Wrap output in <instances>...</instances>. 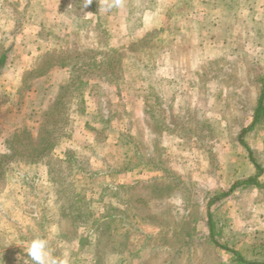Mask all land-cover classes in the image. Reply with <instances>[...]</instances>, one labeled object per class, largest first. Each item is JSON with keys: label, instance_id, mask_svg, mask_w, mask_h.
<instances>
[{"label": "rangeland", "instance_id": "rangeland-1", "mask_svg": "<svg viewBox=\"0 0 264 264\" xmlns=\"http://www.w3.org/2000/svg\"><path fill=\"white\" fill-rule=\"evenodd\" d=\"M100 2L67 5L65 19L39 38L42 67L20 90L0 92V264L35 237L56 257L69 250L71 264H236L213 241L208 210L219 244L264 264V187L241 184L208 205L257 174L252 159L264 183V117L242 137L253 155L240 141L262 89L264 45L252 56L212 61L207 45L199 73L178 61L181 33L156 30L109 46L108 13L89 26L83 18L84 4ZM3 6L19 12L12 0ZM73 22L85 44L71 42ZM210 30L209 21L194 25L197 38ZM164 54L175 59L169 66ZM45 127L51 131L42 135ZM26 130L32 144L23 147L15 138ZM7 140L20 152L28 146L27 154L8 159Z\"/></svg>", "mask_w": 264, "mask_h": 264}, {"label": "crops", "instance_id": "crops-1", "mask_svg": "<svg viewBox=\"0 0 264 264\" xmlns=\"http://www.w3.org/2000/svg\"><path fill=\"white\" fill-rule=\"evenodd\" d=\"M6 1L0 0V92L10 93L20 90L28 76L38 69V61L44 55L40 50L42 44H39V38L46 30H55L56 25L65 19L67 5L74 3L80 7L81 0H12L19 12H8L7 6H3ZM149 1L151 0H122L123 6L111 11L104 9L106 0H101L96 9L86 3L83 6L89 8L82 9L83 18L89 26L92 17L97 21L103 18L104 13H108V20L103 29L110 37L109 46L132 43L156 30L164 33L163 37L168 33L174 36L181 33L182 37L180 35L174 41L175 46H184L178 61L182 62V65L186 62L185 67L190 70H196L198 66L199 73L202 70L201 63L208 59L207 45H210V61L228 57L234 59L235 53L246 54V51L252 56L260 52L261 46L264 45V0H154L153 6H148ZM88 2L90 3V0ZM135 10L140 12L139 18L134 16ZM177 12L181 13L180 16L174 15ZM83 18L78 11L76 20L80 22ZM203 21L210 22V33L208 31L197 38L194 35V25ZM174 24L177 25V33L173 31ZM75 26L76 23L73 22L71 28L74 29L75 35L72 36L71 42L75 43L83 38L82 43L85 44L87 36L82 33L79 35ZM8 29L13 34L11 39L6 38ZM96 43L99 45V42ZM194 44L201 47L191 50L190 47ZM101 45H104L103 42ZM220 48L224 50V54H219ZM22 50L25 54L21 53ZM162 58L167 59L166 62L170 61L166 66L175 60L169 59L167 54L162 55ZM239 73V70L232 72L234 76ZM225 89L228 92L232 89L234 93L245 91L241 85H224L222 90ZM226 98L228 99V96ZM62 242H65L64 238ZM21 243L19 241L18 245L13 246L18 248V254L16 260L10 259L8 264H25V260L27 264H33L25 245ZM69 245H66V248L70 249ZM67 252L70 260L71 252Z\"/></svg>", "mask_w": 264, "mask_h": 264}, {"label": "trees", "instance_id": "trees-1", "mask_svg": "<svg viewBox=\"0 0 264 264\" xmlns=\"http://www.w3.org/2000/svg\"><path fill=\"white\" fill-rule=\"evenodd\" d=\"M62 58V57H61ZM1 64H2V62H1ZM0 64V65H1ZM42 65H43V63L41 62L40 64H39V66H38V68H40V67H42ZM259 80H260V83H261V87H262V89H261V92H260V95H259V98H258V101H257V104H256V107L254 108V110H253V116H252V120H251V122L246 126V127H243L242 129H241V133H240V141H241V143H243L245 146H247V144L245 143V141L242 139V137L247 133V131L248 130H251L258 122H260L261 120H262V118L264 117V75L263 76H261L260 78H259ZM60 107H63V105L61 104V106H60V104H59V100H58V102L56 103V106H55V108H54V114L56 113V114H58V116H59V114H60ZM57 122H55L54 120H52L51 122H49V125H53V126H55V124H56ZM48 125V126H49ZM49 128V127H48ZM48 128L46 129V127L44 128V129H42V135L44 134V133H48V132H50L51 130H48ZM31 134L29 133V132H27V130H26V132L24 131V133H23V136L21 137V136H18L17 135V137L15 138L16 140H18V141H20L21 143H22V145L24 144V141H27V143L29 144V145H31L32 144V142H31ZM23 147H24V145H23ZM28 147V146H27ZM27 147L26 148H24V150L23 151H19V149L17 148V146H15V144H14V142L13 141H10V140H7L6 141V148L7 149H9L8 151V153H10V155H9V157H8V159L9 158H11V157H13L14 155H18L19 153L20 154H24V155H26L27 154ZM248 147V146H247ZM14 148V151L12 152L11 151V149H13ZM248 149V151H249V153H250V156L251 155H253V153H252V151L249 149V147L247 148ZM26 151V152H25ZM5 158H7V157H5ZM253 158V157H252ZM252 160H254V163H255V165H256V167H257V169H258V172H257V174H255V175H252V176H250V177H248V178H246V179H244V180H241V181H238V182H236L228 191H221V192H219V193H216L210 200H209V202H208V205H209V207H210V205H212V204H214V203H216V202H218V201H220V199L221 198H223V197H227L228 195H230V193H231V191H233L236 187H238L239 185H241V184H253V185H257V186H259V187H264V183H261L260 182V180H259V175L261 174V172L263 171V168L261 167V165H259V163L258 162H256L255 161V159H252ZM5 160H1V163H0V167L2 166V164H3V162H4ZM208 217H209V219H208V224L210 225V227H211V231H212V238H213V241L215 242V243H217L219 246H221L222 248H224L225 250H228L229 252H231L232 254H233V256L235 257V260H236V264H255V263H259L258 261H250V260H247L246 258H244V256H242V254H241V252L240 251H238V250H235L234 248H232V247H230L229 245H227V244H219L218 242H217V240H216V238L215 237H217L216 236V233L214 232V230H213V228H214V218H213V216L211 215V213H210V210H208Z\"/></svg>", "mask_w": 264, "mask_h": 264}, {"label": "clouds", "instance_id": "clouds-1", "mask_svg": "<svg viewBox=\"0 0 264 264\" xmlns=\"http://www.w3.org/2000/svg\"><path fill=\"white\" fill-rule=\"evenodd\" d=\"M123 6L122 0H106L105 11ZM26 252L33 264H70L68 257H56L49 247V241L43 237H35L26 245ZM25 264L27 261L25 260Z\"/></svg>", "mask_w": 264, "mask_h": 264}]
</instances>
